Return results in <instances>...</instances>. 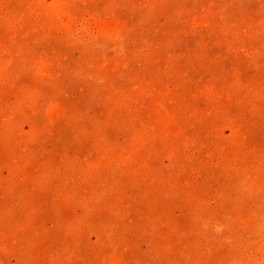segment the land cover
<instances>
[{
	"label": "rangeland",
	"instance_id": "1",
	"mask_svg": "<svg viewBox=\"0 0 264 264\" xmlns=\"http://www.w3.org/2000/svg\"><path fill=\"white\" fill-rule=\"evenodd\" d=\"M0 264H264V0H0Z\"/></svg>",
	"mask_w": 264,
	"mask_h": 264
}]
</instances>
